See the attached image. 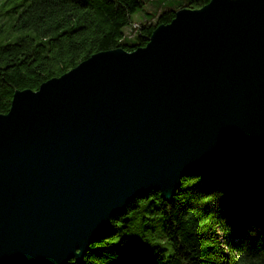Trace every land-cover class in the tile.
<instances>
[{
	"label": "water",
	"instance_id": "obj_1",
	"mask_svg": "<svg viewBox=\"0 0 264 264\" xmlns=\"http://www.w3.org/2000/svg\"><path fill=\"white\" fill-rule=\"evenodd\" d=\"M264 161V0L183 7L0 114V264L83 260L112 217L191 173Z\"/></svg>",
	"mask_w": 264,
	"mask_h": 264
},
{
	"label": "trees",
	"instance_id": "obj_2",
	"mask_svg": "<svg viewBox=\"0 0 264 264\" xmlns=\"http://www.w3.org/2000/svg\"><path fill=\"white\" fill-rule=\"evenodd\" d=\"M209 1L189 0L185 7L201 8ZM10 3L14 13L20 9L12 26L19 35L0 45V114L9 111L17 90H36L96 52L146 45L176 12L164 11L155 22L142 24L139 41L130 44L124 28L144 0L4 1ZM140 200L146 207L157 204L163 225L157 221L155 231L164 242L145 249L141 243L128 245L127 238L108 241L119 232L117 224L128 228V213H144ZM66 264H264V161L186 175L171 201L156 191L137 197L112 217L111 231L95 239L83 260Z\"/></svg>",
	"mask_w": 264,
	"mask_h": 264
},
{
	"label": "rangeland",
	"instance_id": "obj_3",
	"mask_svg": "<svg viewBox=\"0 0 264 264\" xmlns=\"http://www.w3.org/2000/svg\"><path fill=\"white\" fill-rule=\"evenodd\" d=\"M4 1L0 0V45L7 40L6 38L14 40L19 35V33L12 31V26L16 23L20 9L17 10V13H14V3L5 5ZM188 2L189 0H144V5L131 14L130 25L124 28L125 41L130 44L137 43L139 41L138 36L142 31V24L155 22L160 13L169 10L177 11L185 7ZM138 204L144 209V213L139 215H135L133 212L128 213L124 217V219H131L128 228L124 229L121 224H117L119 232L108 238V241L119 242L123 238H127L128 245L141 243L145 249L158 246L161 240L164 242V238L160 240L158 233L155 231L157 221L160 222V225H163L160 214L154 210L157 204L146 207L141 200ZM142 216L145 217L146 221ZM166 243L169 245L166 254H169L172 252V245L167 240Z\"/></svg>",
	"mask_w": 264,
	"mask_h": 264
}]
</instances>
